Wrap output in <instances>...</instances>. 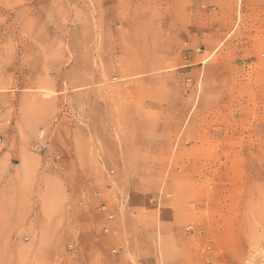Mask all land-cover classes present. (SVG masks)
Here are the masks:
<instances>
[{"label": "rangeland", "instance_id": "obj_1", "mask_svg": "<svg viewBox=\"0 0 264 264\" xmlns=\"http://www.w3.org/2000/svg\"><path fill=\"white\" fill-rule=\"evenodd\" d=\"M0 264H264V0H0Z\"/></svg>", "mask_w": 264, "mask_h": 264}, {"label": "crops", "instance_id": "obj_2", "mask_svg": "<svg viewBox=\"0 0 264 264\" xmlns=\"http://www.w3.org/2000/svg\"><path fill=\"white\" fill-rule=\"evenodd\" d=\"M93 208V207H92ZM72 210H73V208H72ZM74 211V210H73ZM91 219V218H90ZM100 219V218H99ZM85 220V219H84ZM83 220V221H84ZM83 221H81V222H83ZM94 221V220H93ZM85 223V222H84ZM86 223L89 225V224H91L92 225V228L93 229H95V224H94V222H91L90 223V220H88V221H86ZM88 233L87 234H89V239L91 240V242L93 241L92 240V237L90 236V235H92V236H94V238L96 237V235H93V231H92V229L89 227L88 228ZM85 235V234H84ZM91 237V238H90ZM96 240V239H95ZM101 241V240H100ZM119 241V240H118ZM102 244H103V242L101 243L100 242V245L98 244V243H95V241H93L92 243H91V245H89V252H90V254H93V253H95V252H98V251H101V252H103L105 249L103 248V246H102Z\"/></svg>", "mask_w": 264, "mask_h": 264}, {"label": "built area", "instance_id": "obj_3", "mask_svg": "<svg viewBox=\"0 0 264 264\" xmlns=\"http://www.w3.org/2000/svg\"><path fill=\"white\" fill-rule=\"evenodd\" d=\"M101 209H104V206H102ZM70 247H72V245H70ZM112 251L114 252L115 250H112Z\"/></svg>", "mask_w": 264, "mask_h": 264}]
</instances>
